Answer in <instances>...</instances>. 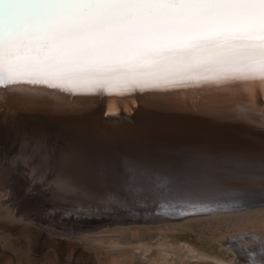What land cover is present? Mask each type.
<instances>
[{
    "label": "bare ground",
    "instance_id": "bare-ground-1",
    "mask_svg": "<svg viewBox=\"0 0 264 264\" xmlns=\"http://www.w3.org/2000/svg\"><path fill=\"white\" fill-rule=\"evenodd\" d=\"M5 7H7V5ZM205 77H208V79H206ZM210 80H220L221 83H223V80L220 76L216 75L214 72H207L192 74L185 77L173 78L167 83L176 87L177 90L174 91L143 93L136 92L135 94L124 96L70 95L64 92L55 91L52 88H33L25 79H19L16 82L17 87L0 89V116L5 112L2 111L1 108H4L5 110L10 109L13 111H19L17 113L20 114H22L21 112L25 111L23 112V114H29L30 117L31 115H35V117H41V115L44 114H46L47 116V114H50L48 112H51L52 114L59 116L57 117L59 118L58 121L61 122L60 124L62 128L60 127L61 129L58 130V132H63L64 137L63 140L59 143H50L47 141L41 143L43 140L41 142L37 141L35 145L36 147L33 146V150L28 149L27 146L25 147V145L23 144L25 147L24 151H19L20 153L17 151L11 154H8V152L11 151L9 148H7L9 147V145H3L2 138V140L0 141V159L2 161L5 160L6 162H9H5V164L4 162H1L3 165H5H1V171L3 170L2 172H4V175H6L5 178L8 177L11 181H20L19 186L14 184H7L8 188L14 193H41L38 192L39 190H37V185L28 183L29 180L27 179H31V177L36 179V176L39 175V173L37 172V168L39 167L42 169L44 164L48 165V162H50L51 164H53L51 169H53L52 171L55 170L54 173L56 175V178L59 176L61 179L59 180V182L57 181L56 183H54H58L57 187L52 186V188L47 189L49 192H53V190H55L56 192V188H58L59 191L62 190V192L65 191L68 193H71L72 191H77V193H93L94 195L92 194L93 197H91L92 199H94V197H97L100 194L104 193L105 190H109V192L114 191L113 193H108L107 197L103 194L99 197L102 200V205L99 204V202L96 204L95 201V207L89 208L84 204H81L79 200L78 203L80 204L79 206H76L72 209V214H70V210L64 209V213H66V220L71 219L78 222L79 224L86 223L81 225L78 224L79 226H82L86 229L84 230L85 233L88 231L93 232L97 230V228L102 229L109 227L110 225H108V222H111L113 218L112 215H114V217L118 216L117 220H121V215L119 213L121 211V207L123 208L125 206L129 209H134L139 213H145L152 210V205L154 204L156 207H158L157 203H159V198H163V201H161V203L165 202L163 206V210H166H164L165 212L163 211L165 215L170 210H173L171 212H174V209H177V211L179 212L178 208H181V211L183 212H181V214L183 215L177 213V215H180L179 217H176L174 215L176 213L175 212L173 216H175L176 218H172L171 220V215L170 218H166L168 222H163H166L165 224H167L168 227H171V229L164 226V231L177 230L179 227H181V225L187 223V221L209 220L211 219L209 218L211 217L209 215L218 216L219 214H221L220 216L225 219H237L241 221L244 219L246 223L244 224L245 226L238 229L240 230L238 231L240 232V235H238V232H235L232 236L229 235L230 240L226 241V238L223 239L224 246L235 254V258L230 261L221 258V264H264V234L261 233L259 229H264V210L254 209L256 204L259 205V203L264 202V199L259 200L261 198H264V186L258 187V184L257 187L254 186L249 190L247 189L248 191L245 190L244 193H248L245 195L246 198L241 200L237 199L238 202H236L234 205L232 204L233 201H224L221 202V205L218 204L220 201H216L217 204L211 203L209 206L204 205V202H202V204H196L195 202H198L199 200H196V197L194 198L193 195L199 196L200 194L195 193L191 195L193 196V198L191 196L188 197L191 200L195 199L192 202L189 200L188 202H185L184 200H180L181 198H179L180 202L178 201V203L182 204H178L177 201L173 202L172 199L169 201L165 200L166 196L168 197L167 199H169V197L171 198V193L173 195V192L176 189L175 187H173L174 184L171 181H175L176 178H179L180 175H182L186 171H188L189 175L190 172H192L193 175L196 174V176H194L195 178L198 177V179H195L193 177L195 181H192V183L189 182V184H191L190 187L192 188L193 186L196 191H201V194L202 192H208V190H211L212 192L214 191V189L216 191H219L220 189L221 191L224 190L226 192L225 189H227L228 187H234L235 189L231 188L232 190H234V193L235 191L239 192V190L236 189V187L238 186L236 185V183L233 186H231L230 184L237 182L240 187L241 183H238L239 181L251 177V174H249L248 171L247 174V172L239 170L240 168L245 169L244 171L250 168V170L254 173V171L252 170L253 168L256 171L258 170V173L264 176L263 167H252L245 162H224V160L220 161L214 159L215 157L211 155L210 152L214 151L211 149H217L218 152V147L220 146L223 147V149H227L228 147H232L233 149V147L236 146H244L249 149L262 152L264 154V118L261 117V113L259 111H249L247 109L246 101L249 99V97L245 93L244 86L230 85L213 88L194 87L197 83H208ZM5 83H8L7 79H5ZM93 87L94 86H85L84 88L78 89V91L92 90ZM121 90L122 87L120 85L109 88V91H112L114 93ZM260 94L264 95V88L256 87L253 91V96L251 97L256 103L257 109L264 105V101H262V99L258 97ZM6 97H11L13 100L14 97H21L24 99L10 101L12 99L7 100L5 99ZM180 97L182 100L179 99ZM145 99H149L150 101L148 102V100H146V104L136 107L135 109L133 108L127 111L124 110V116H122L121 119H118L117 117L105 116L104 113L99 110V108L104 107L100 106L98 108L93 107V111L77 110L76 112H67L65 110L66 112H57L47 110L48 103H73L85 105V103L108 102L113 103L115 105L113 108L115 109L119 108L123 103L129 102L130 104H137L139 100ZM167 99H175L178 103L182 104L181 106H174L176 108L191 107L189 104H186V102H184L188 101L189 99L209 100L210 102L207 101L208 103H218L207 104V108L201 111H175L174 108L168 109L169 107L164 106L165 102L163 101H167ZM152 101L159 102L153 103ZM191 102L193 101L191 100ZM225 104L226 106H224ZM228 105L231 106L227 107ZM73 107L81 109L80 106ZM242 112L245 114H242ZM17 113L15 112L16 115ZM8 114L11 115L12 113ZM135 114H140L139 116L141 117L138 119L144 120L145 123L138 122L139 120L135 121ZM34 136H36V134H34ZM95 138H97L98 140H96ZM44 146H46L45 148H47V156L45 155L46 159H48L49 156L50 160L42 163L37 161V156H40L38 150L42 149ZM179 149H181L182 151L190 149L191 156L189 152L182 154V151H177ZM78 151L79 153L81 151V154L78 153L79 156H76L75 154ZM236 151L238 150L236 149L235 152ZM127 152H131L132 156L129 155L130 153L127 154ZM241 152L243 153V151ZM161 154H165L164 156L168 158V160L160 158L154 159L155 157H157V155L160 156ZM196 154L200 156H197ZM175 157H178V159H176ZM121 158L124 159L123 163L128 167V169L126 168L128 177L127 180L125 179L124 183L116 182V180L119 179L120 176L116 178L113 177L114 173H116L115 171L118 170V164L122 163H120L119 161H123L121 160ZM261 163L263 162L261 161ZM16 167H19L20 171H15L14 168ZM4 170H6V172ZM45 171L46 170L41 171L40 175L48 173L47 171ZM202 171H205L206 173L208 172L210 175L214 174L215 176H217V174H220L221 177L219 178V175L218 177H216L217 179L215 177L212 178V180L216 179L214 182L208 179L209 177H206L209 181H205L206 179H204L203 177V172L202 177L204 181L201 178L200 180L202 181H200L199 173ZM223 172H225L224 175H228V177L222 175ZM227 172L230 174H226ZM152 174H159L161 179H157L158 181H152V177V180L147 179L149 177L148 175L153 176ZM189 175L187 174V176ZM187 176L184 178H190V176ZM43 177H45V175ZM67 177H69L70 179H67ZM96 177H100V179L103 180L105 179L104 182H106V185L103 186L102 184H100L101 182H97ZM122 177L124 178V175ZM182 178L183 177H181V179ZM47 179L49 180V178ZM181 179L179 182L184 181L183 179ZM253 181L252 183L254 184L255 181ZM7 183H9V181ZM183 183L185 184V182ZM182 184L180 183L181 186ZM186 185L188 186V184ZM186 188L187 187H184V191L189 190V188ZM191 188L190 190H192ZM178 189H180V187ZM182 189L183 186L181 188V191H178L182 192ZM115 190H117L118 193ZM228 190L229 188L227 189V191ZM230 190L228 192L232 194L233 192L231 193L232 190ZM192 191H194V189ZM190 193L193 192L190 191ZM177 194L179 193H176V195ZM235 194L231 196L233 197L235 196ZM231 196L229 197L230 199L232 198ZM236 196H239V194H236ZM209 198L210 197H208L207 199ZM217 198L220 199L221 196H214L212 199L217 200ZM143 204H146L149 209L147 207H144ZM211 205H214L215 207ZM72 206L75 205L72 204ZM88 206H90V203L88 204ZM119 207L120 209H118ZM209 207L213 208L205 210H212V212H204L203 208ZM166 208L168 209V211ZM216 209L219 210L213 211ZM110 210H112V212H110ZM185 210H187L188 212ZM90 211H92L96 215L105 216L103 218H94L92 216L93 214ZM213 217L217 218L216 216H212V218ZM115 224H129V221H123L121 223ZM189 250L198 259L209 258L206 254L200 252L199 250H196L195 248H189Z\"/></svg>",
    "mask_w": 264,
    "mask_h": 264
},
{
    "label": "snow or ice",
    "instance_id": "snow-or-ice-1",
    "mask_svg": "<svg viewBox=\"0 0 264 264\" xmlns=\"http://www.w3.org/2000/svg\"><path fill=\"white\" fill-rule=\"evenodd\" d=\"M207 72L223 83L195 88L244 86L247 109L264 118L251 98L264 88V0H0V89L25 79L124 96L174 91L173 78Z\"/></svg>",
    "mask_w": 264,
    "mask_h": 264
},
{
    "label": "rangeland",
    "instance_id": "rangeland-1",
    "mask_svg": "<svg viewBox=\"0 0 264 264\" xmlns=\"http://www.w3.org/2000/svg\"><path fill=\"white\" fill-rule=\"evenodd\" d=\"M258 97L261 98L262 101H264V95L260 94ZM5 99L8 100L12 98L6 97ZM22 99L24 98L14 97V100L12 99L10 101H16V100H22ZM179 99H181V97ZM146 100H148V102L150 101L149 99L139 100L137 104H130L129 102H126L121 105L119 104L120 107L115 108V109L113 108L115 105L113 103H108V102H95V103H87V104L85 103V105L73 104V103H67V104L48 103L47 110L57 111V112H62L65 110L67 112H76L77 110L78 111H81V110L82 111H93L94 110L93 107L98 108L100 106V107H104V108H99V110L103 112L105 116L117 117L118 119H121L122 116H124V113H123L124 110L127 111L130 109H133V108L135 109L136 107L142 106L146 104L147 102ZM183 100H186V99H183ZM191 100L193 102H191ZM207 101L210 102L209 100L189 99L188 101H184V102H186V104H189L191 107H181V108L174 107V106L182 105L181 103H178L177 100L175 99H167V101H163V102H165L164 103L165 107H169L168 109L174 108L175 111H201L207 108L206 107L207 104L218 103V102L208 103ZM152 102L155 103L159 101H152ZM73 106H80L81 109L75 108ZM224 106H226V104ZM230 106L231 105H228L227 107H230ZM3 109L1 108V110L5 112L1 114L0 116V136H1L0 141L3 138V145L8 144L9 147L7 148H9L11 151L13 150L12 152L11 151L8 152V154L15 153L17 151L22 152L24 151L26 146L28 149L33 150L34 147H36L35 145L37 141L41 142L43 140L41 143H43L44 141L45 142L47 141L50 143H59L64 138L63 132H58V130L62 128L60 124L61 122L58 121L59 119L58 115H54L51 112H48L50 114H47V116L46 114L41 115V117L40 116L35 117V115H31V117H34V118H31L29 114L27 115L23 114V112L25 111L21 112L23 114L22 115L20 113H17L19 111H13L10 109L3 110ZM72 109H74L75 111ZM15 112L17 113L18 116L15 114ZM8 113L10 114L12 113V114L9 115ZM139 115L140 114H135V118H136L135 121L139 120L138 122L145 123L144 120L138 119L141 117ZM15 116L17 119L15 118ZM32 121L35 123H33ZM34 134H36V136H34ZM95 139L98 140L97 138ZM20 144L22 145V147ZM23 144L25 145V147ZM45 147L46 146L38 150L40 156H37L38 160L36 159L37 161L42 162V163L50 160L49 156H48V159H46L47 148ZM219 148L222 149L224 152H226V154L231 153V152L234 153L235 150L237 149L240 152L243 151V153L249 154L251 156L253 155L254 157L253 158L247 157L245 158V161H240L241 159L239 160L238 158L237 159L236 158H220V155H217L219 153H216L215 155H213V157H215L214 159L216 160H220V161L224 160V162H233V161L241 162V163L245 162L246 164H249L252 167L260 166L264 168V164H263L264 154L262 152L249 149L244 146H236V147H233V149L232 147H228V148L225 147L227 149H223V147L220 146L218 147V150L220 151ZM243 149H246V150H243ZM211 150H214L213 152H217V149H211ZM177 151L181 152L182 150L179 149ZM238 151L236 152L239 153ZM188 152L191 156L190 149L184 150L181 153L183 154V153H188ZM236 152L234 154H237ZM78 153L79 151L76 152L75 155L79 156ZM128 153H130L129 155L132 156L131 152H127V154ZM79 154H81V151ZM164 155L165 154H161L160 156L157 155V157H155L154 159L160 158V159L168 160V158H166ZM196 155L200 156L198 154ZM122 158L121 160L123 161H119L120 163L121 162L122 163L118 164V168H117L118 170H116L115 171L116 173H114L113 175L114 178L120 176L119 179L116 180V182H119V183H124L125 179L127 180V177H128L127 170H126V168L128 169V167L125 166V164L123 163L124 159ZM175 158L178 159V157H175ZM258 159L260 160V164H259ZM261 161L263 163H261ZM1 162L2 163L4 162L5 164L6 161L5 160L2 161L0 159V167L1 165H3ZM52 166L53 164L48 162V165L44 164L43 167L41 166L42 169L38 167L37 168L38 171L37 170L36 171L39 173V175L36 176V179L32 177L31 179L30 178L27 179L29 180L28 183L36 184L37 185L36 187H38L37 190H39L38 192H41V193H28V192H25V193L15 192L14 193L8 188L7 184H14V185L19 186L20 181L19 182L11 181L8 177H6L7 178L6 179L5 178L6 175H4V172H2L3 170L1 171V168H0V175H1L0 176V264H221V258L227 259L229 261L235 258V254L224 246L223 239L226 238L225 240L228 241L230 240L229 235L232 236L235 232L240 231L238 229L242 228L243 226H245L244 224H246L244 219L242 221L237 220V219H225L220 216L221 214H219L218 216L209 215L211 216L209 217L211 218L209 220L187 221V223H184L183 225H181V227H179L177 230L164 231L163 227L164 226L168 227V226L167 224H165L166 222H163V221H167L166 218H170V215H171L170 220L172 218L179 217L180 215H177V213L181 214L182 211H181V208L180 209L178 208L179 212L177 211V209L173 208L175 211L171 212L173 210L169 209L170 211H168V209L166 208L168 213L166 212L167 214L165 215L164 212L166 210L165 209H164L165 211L163 210V206L165 202L161 203V201H163V198L162 199L159 198L158 200L159 203H157L158 207H156L154 204L152 205L153 209L145 213H139L136 210L129 209L128 207H125V206L123 208L121 207V211L120 212L118 211L121 215V220L120 219L117 220L118 216L114 217V215H112L113 218L111 217L112 218L111 222H108V225H110L109 227L102 228V229L97 228V230L93 232L88 231L85 233L84 230L86 229L79 225L86 224V223L79 224L78 222L73 221L71 219L66 220L65 219L66 213H64V209L70 210L69 212H71L70 214H72V209L76 206H79L80 203L84 204L86 207H89V208L95 207L94 204L95 203L97 204L98 202L99 204L102 205V200L99 197L102 196V194L107 197L108 193H113L114 191L109 192V190H105L104 193L100 194L97 197H94V199H92L94 195L93 193H86V192L77 193V191H72L71 193L73 194H71L65 191L62 192V190L59 191L58 188H56V192L55 190H53V192H49L47 189L52 188V186L57 187L58 183L57 184H54V183H56L57 181L59 182V180L61 179L59 176L56 178V175L54 173L55 170L52 171L53 169H51ZM14 170L20 171L19 167L14 168ZM44 170H46L48 173L47 174L44 173L40 175V172ZM239 170L243 172L248 171L249 174H251L250 175L251 177H248L249 179L245 178V180L244 179L241 180L242 182L241 181L238 182V183H241L240 187H239V184H237V182L230 184L231 186H233L235 183L236 185H238L237 187L235 186L236 189H238L239 192L241 193L243 192V193L241 194L236 191L235 193L239 194V196L241 194L240 197L236 196V194L234 193V190L231 189L234 187H231V188L228 187V188L229 190L230 189L232 190V191L230 190L231 193L233 192L235 194V196H233L235 199L231 196L234 194L233 193L230 194L228 192L229 190L227 191L228 188L225 189L226 192L224 190L221 191L219 189V191H216L214 189V191L212 192L211 190H208V192H204V193L202 192L201 194V191H196V189L193 188V186L191 188L190 187L191 184H189V182L192 183V181H195L194 176H196V174L193 175V173L190 172V175H189L188 171H186L185 173L180 175L179 178H176L175 181L174 180L171 181L174 184L173 187L176 188V189L174 188L175 189L174 192L172 191L173 195L174 194L175 195L173 198V195L171 193V198L169 197V199H167L168 197L166 196L165 200L169 201L172 199L173 202L177 201L178 203L179 198H181L180 200H184L185 202H188V200L192 202L193 200L196 199V200H199L198 202H195L196 204L198 203L202 204V202H204L203 204L208 205V206L211 203L217 204V202L219 201H220L218 203L219 205H221V202H224V201H228V202L233 201L232 204L234 205L236 202H238L237 199L241 200V199L246 198L245 195L248 193H244L245 190L248 191L254 186L257 187L258 184H259L258 187L264 186V183H263L264 177L263 175L258 173L259 172L258 170L256 171L255 169L252 168L254 173L250 170V168L247 169L246 171H244L245 169H242V168H240ZM4 171L6 172V170ZM203 172H204V176L202 174ZM225 172H223L222 175H224ZM186 173L190 176V178H188L189 181L187 178L186 179L184 178L187 176ZM252 173H253V176H252ZM226 174H230V173L227 172ZM44 175L45 177H43ZM123 175H124V178L122 177ZM152 175L153 176L148 175L150 178L148 177L147 179L150 180L151 177L153 179V180L151 179L152 181H158L157 179H161L159 174H152ZM199 175H197L199 176V180L201 178L203 181L204 179H206L205 181H209L207 180L208 177H209L208 179L212 180V178L214 177L216 178L220 174L219 175L217 174V176H215L214 174L210 175L208 172L206 173L205 171H202L199 173ZM202 176L204 177V179ZM224 176L228 177V175H224ZM260 176L263 178H261ZM181 177H183L182 179L184 181L179 182ZM220 177L221 175L219 176V178ZM47 178H49V180ZM219 178H218V181H219ZM67 179H70V178L67 177ZM195 179H198V177ZM216 179H213L212 181L214 182ZM8 181L9 183H7ZM42 181L44 184L42 183ZM96 181L99 183L101 182L100 184H102L103 186L106 185V182H104L105 179L103 180V179H100V177H96ZM252 181L254 182V184L252 183ZM183 182H185V184ZM180 183L181 184L183 183L182 192H180L182 188ZM250 183H252L253 186ZM186 184H188V186ZM248 185H251V186H248ZM178 186L180 187V189H178L179 188ZM184 187H187L186 189L189 188V190L184 191ZM246 187H249V188H246ZM190 188L192 190L194 189L195 192L190 190ZM58 191L61 193H59ZM115 191L117 192V190ZM190 191L193 193H190ZM176 193H179L177 194L179 197L176 195ZM194 193L200 194V195L199 196L193 195L194 198L195 197L196 198L193 200L189 199L188 197H190ZM219 195L221 196V198H224L225 196L226 197L224 199H221V198L220 199L217 198V200L212 199L214 196L218 197ZM83 196L85 197L87 196L86 199ZM193 196L191 197L193 198ZM207 196L210 198L207 199L208 198ZM230 196L232 197L231 199L229 198ZM175 198H178V199H175ZM263 199L264 198H261L259 200H263ZM79 200H80V203H78ZM97 200H100V201H97ZM200 200H203V201H200ZM89 203H90V206H88ZM72 204L75 206H72ZM178 204H182V203H178ZM143 205L144 207H147L146 204H143ZM259 205L256 204L254 209L264 210V202L259 203ZM211 206L215 207L214 205H211ZM213 207L203 208L204 212H212V210L209 211L205 209H210ZM118 209H120V207ZM218 210L219 209H216L213 211H218ZM90 212L93 214L92 216L94 218H103L105 216V215H96L92 211ZM110 212H112V210H110ZM169 213H172V214H169ZM173 214L176 217L173 216ZM212 216H216L217 218L215 217L212 218ZM219 217H221L222 219ZM117 221H120V222H117ZM123 221H129V224H122V225L115 224V223H121ZM168 228L171 229V227H168ZM259 229H260V232L264 234V229H261V228ZM238 233L237 234L240 235V232ZM189 248H195L196 250H199L200 252L206 254L209 258L198 259L189 250Z\"/></svg>",
    "mask_w": 264,
    "mask_h": 264
},
{
    "label": "water",
    "instance_id": "water-1",
    "mask_svg": "<svg viewBox=\"0 0 264 264\" xmlns=\"http://www.w3.org/2000/svg\"><path fill=\"white\" fill-rule=\"evenodd\" d=\"M247 152V151H246ZM216 153H219L220 154V158H238L240 161H245V159H243V158H247V157H254V156H251V155H249V154H245V153H242L241 154V152H239V153H237V154H233V153H228V154H226V153H224L223 152V150L222 149H220V151L219 152H211V154L212 155H214V154H216ZM256 161V160H255ZM254 164V163H253ZM255 164H256V162H255ZM264 177V176H263Z\"/></svg>",
    "mask_w": 264,
    "mask_h": 264
}]
</instances>
